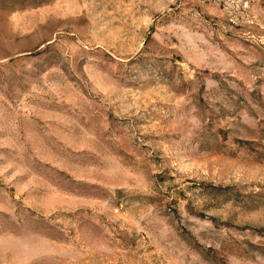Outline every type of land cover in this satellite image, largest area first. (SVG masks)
I'll return each mask as SVG.
<instances>
[{"label":"rangeland","instance_id":"374dc122","mask_svg":"<svg viewBox=\"0 0 264 264\" xmlns=\"http://www.w3.org/2000/svg\"><path fill=\"white\" fill-rule=\"evenodd\" d=\"M0 264H264V0H0Z\"/></svg>","mask_w":264,"mask_h":264}]
</instances>
